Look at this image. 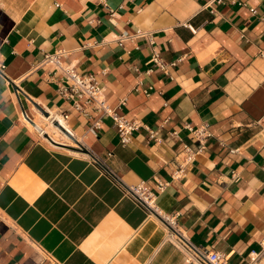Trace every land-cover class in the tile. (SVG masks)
Segmentation results:
<instances>
[{
  "label": "crops",
  "instance_id": "crops-1",
  "mask_svg": "<svg viewBox=\"0 0 264 264\" xmlns=\"http://www.w3.org/2000/svg\"><path fill=\"white\" fill-rule=\"evenodd\" d=\"M149 38L164 70L147 73ZM59 50L95 75L110 108L142 125L129 143L110 117L88 134L91 118L58 95L41 61ZM0 65V264H191L180 240L226 264L260 252L264 0H0ZM38 106L67 113L69 133L112 175L31 129L21 114L33 119ZM187 125L210 137L172 178L183 145L201 146ZM140 185L155 210L135 201ZM164 217L175 219L171 240Z\"/></svg>",
  "mask_w": 264,
  "mask_h": 264
},
{
  "label": "built area",
  "instance_id": "built-area-1",
  "mask_svg": "<svg viewBox=\"0 0 264 264\" xmlns=\"http://www.w3.org/2000/svg\"><path fill=\"white\" fill-rule=\"evenodd\" d=\"M142 34L143 33L141 31H137L136 34L129 36V38L141 36ZM118 43L121 45V37L118 40ZM149 45L151 47V53L149 56L150 67L147 69V73H150L154 66H158L160 69L164 70L167 67V64L163 61L160 53L155 50L154 42L150 38ZM62 54L63 52L60 50L53 54L46 53L41 61V63H45L52 67L53 71L49 73L47 80L57 83L56 91L58 95L64 100L69 101V106L71 109L85 117L91 118V123L89 124L86 131L88 134L97 136V131L102 125V119L104 117H110L117 129V135L120 143L122 145L129 143L132 132L137 130L142 125H140L137 121L125 119L123 116L116 113L114 109L110 108L105 102L103 87L95 78V75H82L78 73L74 66L60 61V55ZM3 68L4 66L0 65V72H2ZM57 72L60 75L58 78L55 76ZM123 103L124 100L121 101V104ZM59 115L65 122L67 121V113L59 112ZM21 116L25 122L31 121L30 117L25 112H23ZM51 122L54 123V120L51 119ZM144 127L148 129V127ZM186 129L190 134H192L193 138L197 140L201 146L197 150H193L188 144L183 145L182 151L184 152V164L179 165V168L173 172L172 178L179 177L185 165L190 163L193 160L194 155L203 149L202 145H204L206 139L210 137L206 126L193 128L192 126L190 127L187 125ZM149 132L150 138H153V131ZM38 135L42 137L39 133ZM75 147H78V145ZM164 186V183H158L157 188L159 191H162ZM132 192L137 203L148 206L155 210V195L152 191L140 185L135 189H132ZM164 220L166 221L168 227L167 239L171 240L173 237L177 236L173 234V232H175V219L164 217ZM178 244L183 248L184 252H186V259L191 264H226L223 254H221L219 251L212 250L207 252L202 248L192 246L188 242L186 243L181 240L178 241ZM263 254L264 239L260 242V252L252 257L250 264H254L255 261Z\"/></svg>",
  "mask_w": 264,
  "mask_h": 264
},
{
  "label": "bare ground",
  "instance_id": "bare-ground-1",
  "mask_svg": "<svg viewBox=\"0 0 264 264\" xmlns=\"http://www.w3.org/2000/svg\"><path fill=\"white\" fill-rule=\"evenodd\" d=\"M45 111H47V115H44L40 110L35 109L36 116L31 119V121H26L28 126L31 129H35L45 140H46V135L51 138L55 142H59L57 139L56 135L61 134L65 138V143L70 146H76L74 142L69 138V136L64 133L59 127L55 126L54 123L51 122V119L54 121H57L60 123V125L67 130L68 132L69 127L65 123V121L61 118L59 115V112L55 110H50L44 106H41ZM47 123V125L44 127L43 123ZM65 134V135H64ZM68 137H67V136ZM48 141V140H47Z\"/></svg>",
  "mask_w": 264,
  "mask_h": 264
},
{
  "label": "water",
  "instance_id": "water-1",
  "mask_svg": "<svg viewBox=\"0 0 264 264\" xmlns=\"http://www.w3.org/2000/svg\"><path fill=\"white\" fill-rule=\"evenodd\" d=\"M15 90L16 91H19V89L17 88V87H15ZM44 115H47V111H45L43 108H41V107H37ZM54 125L55 126H57V127H59L64 133H66L72 140H74L75 141V143L78 145V148H74V147H70V146H66V145H63L62 143L60 144V143H57V142H55V141H53L51 138H49L47 135H46V138L51 142V143H53V144H55V145H60V146H65V147H68V148H70V149H72V150H77V151H80V152H83V153H86V154H89V155H91L93 158H95L91 153H90V151L86 148V147H84L81 143H79L77 140H76V138L71 134V133H69L67 130H65L61 125H60V123H58L57 121H54ZM96 159V161L108 172V173H110L111 175H112V173L107 169V167L105 166V165H103L97 158H95Z\"/></svg>",
  "mask_w": 264,
  "mask_h": 264
}]
</instances>
